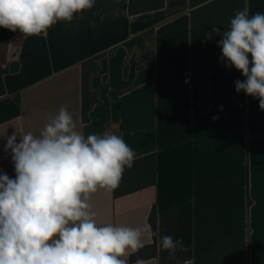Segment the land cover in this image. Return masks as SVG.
Here are the masks:
<instances>
[{
    "label": "crops",
    "instance_id": "crops-1",
    "mask_svg": "<svg viewBox=\"0 0 264 264\" xmlns=\"http://www.w3.org/2000/svg\"><path fill=\"white\" fill-rule=\"evenodd\" d=\"M163 2L132 16L129 0H95L39 36L0 28V70L17 67L2 75L0 136L38 135L66 107L85 137L112 132L135 160L155 158L154 185L120 197L103 189L92 195L99 225L143 228L154 212L155 231L188 247L177 250L181 262L264 264V110L258 98L237 93L235 81L245 77L223 62L228 70L209 75V108L202 109L190 82V0ZM245 7L264 13V0H244ZM143 34L144 51L125 46ZM99 55L89 79L98 103L83 122L82 63ZM139 67L147 79L135 85ZM5 144L0 137V172L15 178ZM153 245L156 255L146 264H176L145 236L144 247Z\"/></svg>",
    "mask_w": 264,
    "mask_h": 264
},
{
    "label": "clouds",
    "instance_id": "clouds-1",
    "mask_svg": "<svg viewBox=\"0 0 264 264\" xmlns=\"http://www.w3.org/2000/svg\"><path fill=\"white\" fill-rule=\"evenodd\" d=\"M94 5L95 0H0V28L39 36ZM213 34L222 37L221 62L245 77L235 81L237 93L258 98L264 110V13L238 9L227 30L213 25L206 39ZM17 136H0L15 170V178L0 172V264H130L145 236L155 238L173 259L177 250L188 252L183 238L161 236L150 225L97 223L92 195L116 190L136 159L122 136L85 137L63 106L38 135L29 131L19 141ZM134 264L146 262L138 258ZM176 264L192 261L176 259Z\"/></svg>",
    "mask_w": 264,
    "mask_h": 264
},
{
    "label": "trees",
    "instance_id": "trees-1",
    "mask_svg": "<svg viewBox=\"0 0 264 264\" xmlns=\"http://www.w3.org/2000/svg\"><path fill=\"white\" fill-rule=\"evenodd\" d=\"M196 3V4H195ZM163 0H129L128 12L130 15L154 11L163 7ZM191 4V53H190V82L192 88L200 92V103L203 110L209 108L208 78L210 74H223L228 69L221 66L222 51L218 47V42L222 39L220 35L213 34L212 38L206 39L205 33H212V26L216 25L221 32L227 30L230 19L238 9L244 8V0H190ZM143 34L128 41L125 46L129 49L136 47L144 51ZM148 54V53H147ZM146 54V55H147ZM104 55H99L82 63V121L89 120V112L93 105L98 103L96 93L89 87L91 75L98 70V61ZM151 57V54H148ZM147 56V57H148ZM150 70L153 68L152 59L149 61ZM17 67L0 70V95L3 94L2 75L6 71H15ZM151 72V71H150ZM126 73V70H125ZM150 78L152 74L149 73ZM147 79L142 75V68L138 69V77L135 85H140ZM121 93H110L111 99H117ZM155 184V158L147 156L135 160L131 169H126L120 186L113 191L114 197H120L137 191L144 187ZM149 223L155 231V213L149 218ZM148 252V253H147ZM155 245L143 247L136 254L130 257L131 263L136 259H147L155 257Z\"/></svg>",
    "mask_w": 264,
    "mask_h": 264
},
{
    "label": "built area",
    "instance_id": "built-area-1",
    "mask_svg": "<svg viewBox=\"0 0 264 264\" xmlns=\"http://www.w3.org/2000/svg\"><path fill=\"white\" fill-rule=\"evenodd\" d=\"M112 133V132H111ZM115 134V133H114Z\"/></svg>",
    "mask_w": 264,
    "mask_h": 264
}]
</instances>
